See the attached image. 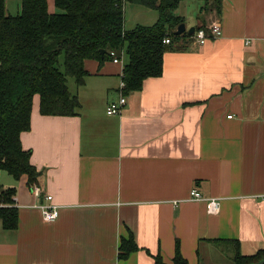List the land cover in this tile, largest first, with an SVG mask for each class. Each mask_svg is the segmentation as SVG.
Returning <instances> with one entry per match:
<instances>
[{
  "label": "crops",
  "instance_id": "0c3cea01",
  "mask_svg": "<svg viewBox=\"0 0 264 264\" xmlns=\"http://www.w3.org/2000/svg\"><path fill=\"white\" fill-rule=\"evenodd\" d=\"M199 1L174 15L186 29L219 21L221 35L171 44L162 74L125 94L119 114L106 107L119 96L123 54L84 61L75 115H42L34 96L20 141L58 217L42 219L33 205L44 196L26 175L0 176L18 213L15 229L0 221V264H154L157 254L173 264L176 241L189 264H229L232 240L243 255L264 248V0H221L220 12ZM5 11L18 14L20 0H5ZM157 20L155 9L124 5L126 30ZM192 189L219 198L218 212L188 200ZM129 232L139 249L119 259Z\"/></svg>",
  "mask_w": 264,
  "mask_h": 264
},
{
  "label": "trees",
  "instance_id": "16d2710c",
  "mask_svg": "<svg viewBox=\"0 0 264 264\" xmlns=\"http://www.w3.org/2000/svg\"><path fill=\"white\" fill-rule=\"evenodd\" d=\"M20 0V12L8 15L5 0H0V172L14 179L27 176V184L38 183L40 173L30 162V151L23 149L20 134L30 129L33 98L38 95L42 115L72 116L80 107L78 97L67 86V77L83 85L87 75L84 61L111 60L110 51L127 62L121 79L124 93L138 91L143 81L158 77L163 71V55L171 44L182 37L176 35L181 17L174 11L183 0ZM203 9L212 6L221 10V0H200ZM136 3L158 11V20L151 26L124 28V5ZM208 31V27L197 29ZM165 38L170 43L163 42ZM101 50L104 52L101 53ZM63 55L62 69L59 57ZM0 188H3L0 186ZM15 188H3L0 202L10 203ZM2 228L17 227L18 213L14 207L0 208ZM232 264H252L264 258V248L253 255H243L237 240H232ZM131 232L122 238L118 258L125 259L136 250ZM154 264H165L160 254ZM173 264H189L175 242Z\"/></svg>",
  "mask_w": 264,
  "mask_h": 264
},
{
  "label": "built area",
  "instance_id": "2783aa9c",
  "mask_svg": "<svg viewBox=\"0 0 264 264\" xmlns=\"http://www.w3.org/2000/svg\"><path fill=\"white\" fill-rule=\"evenodd\" d=\"M220 35H221V25L219 21H214L209 25L208 31L202 28L195 30L194 33L192 34V38L196 43L203 45L208 39L216 38ZM163 42L168 44L170 43V39L165 38ZM110 56L112 57L111 60L113 62H116V63L122 62L121 57L120 56L118 57L114 51H110ZM122 70H123V67H122ZM122 74L123 73L121 72V77H122ZM124 88H125V83L121 79L120 84H119L118 98L116 100L110 101L107 104L106 113L108 115L119 114L122 108L124 107V105L126 104V95L124 93ZM230 117L231 115H228V118ZM30 189L36 197H40L41 195L44 196L45 201L33 205L34 207H37L40 210L42 219L45 222H53L54 220H56V218L58 217V205L52 202V195L47 194V193L43 194L41 187L36 183L33 184L30 187ZM188 200H193V201L204 200L206 202L207 211L209 213H217L219 210V198H204L196 189H192L190 191ZM173 203L176 204L178 203V201H173ZM4 207L17 208L15 195L12 196V201L10 203L0 202V208H4Z\"/></svg>",
  "mask_w": 264,
  "mask_h": 264
},
{
  "label": "rangeland",
  "instance_id": "374dc122",
  "mask_svg": "<svg viewBox=\"0 0 264 264\" xmlns=\"http://www.w3.org/2000/svg\"><path fill=\"white\" fill-rule=\"evenodd\" d=\"M48 2H49V10L50 11H53V8H54V6H53V3H52V0H48ZM193 2H198V1H193ZM199 2H201V3H203L202 1H199ZM188 21H187V23H186V25H188ZM188 30V29H187ZM187 32V31H186ZM123 56L124 57H126V55L123 53ZM126 59H127V57H126ZM62 63H63V55H60V57H59V65H60V68L62 69ZM67 86H68V88H69V90H70V92L71 93H74L75 92V88H76V83H75V81H74V78H72V77H67ZM2 178H5V179H7V180H9V181H11V182H13L12 180H13V177L11 176V175H9L7 172H5V171H1V175H0ZM229 262V264H231L232 263V261L231 260H228Z\"/></svg>",
  "mask_w": 264,
  "mask_h": 264
},
{
  "label": "water",
  "instance_id": "95a60500",
  "mask_svg": "<svg viewBox=\"0 0 264 264\" xmlns=\"http://www.w3.org/2000/svg\"><path fill=\"white\" fill-rule=\"evenodd\" d=\"M187 31L189 34H193L194 31H195V28L194 27H190L188 30L186 29V26L184 23H181L178 25L176 31H175V34L176 35H180L182 34L183 32ZM104 51L101 50V53H103ZM1 191V189H0ZM252 264H264V258H262L261 260H259L258 262H255V263H252Z\"/></svg>",
  "mask_w": 264,
  "mask_h": 264
}]
</instances>
